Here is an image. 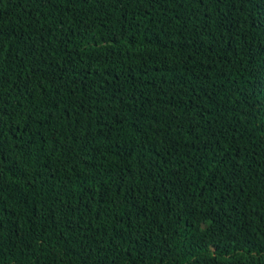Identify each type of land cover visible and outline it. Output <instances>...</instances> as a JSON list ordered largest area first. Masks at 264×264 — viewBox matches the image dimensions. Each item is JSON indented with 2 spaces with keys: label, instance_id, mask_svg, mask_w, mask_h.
Returning a JSON list of instances; mask_svg holds the SVG:
<instances>
[{
  "label": "trees",
  "instance_id": "1",
  "mask_svg": "<svg viewBox=\"0 0 264 264\" xmlns=\"http://www.w3.org/2000/svg\"><path fill=\"white\" fill-rule=\"evenodd\" d=\"M0 264H264V0H0Z\"/></svg>",
  "mask_w": 264,
  "mask_h": 264
}]
</instances>
